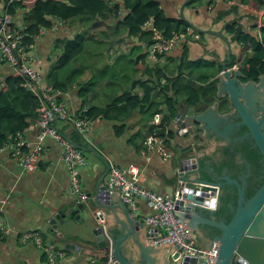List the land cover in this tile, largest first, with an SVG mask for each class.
Segmentation results:
<instances>
[{
    "label": "crops",
    "instance_id": "crops-1",
    "mask_svg": "<svg viewBox=\"0 0 264 264\" xmlns=\"http://www.w3.org/2000/svg\"><path fill=\"white\" fill-rule=\"evenodd\" d=\"M160 1L166 16L179 19L182 6L188 0ZM208 1L210 0L187 4L184 10L185 18L201 30L221 32L230 44H233L232 53L233 56H238L236 60L239 63L245 48L232 41V36L225 31V27L229 23L240 22L249 33H258L261 37L259 29L264 25V8L258 10L244 5L242 0H215L207 5ZM4 6V0H0V10ZM233 8L237 10L233 11ZM29 12V9L23 8L18 13L19 19H26ZM225 13L228 14L219 20ZM254 26L257 29H253ZM95 27L97 28L92 29ZM89 29H92V34L95 30L99 33L102 43L99 41L90 45L88 41L86 51L80 58L65 67L61 66L59 56L65 42L70 37L74 38L79 31ZM213 37L214 35L201 34V40L190 38L179 43L158 62L151 63L144 57L147 55L148 45L138 38H129L127 28L119 26L118 20L103 21L94 18L90 22L81 23L79 19H75L70 20L61 29L45 30L43 38L37 44L40 56L38 69L44 79V89H53L54 95L60 102L67 103L71 113L78 114L87 108L94 109L95 114H100L101 119L82 136L89 147H93L106 162L114 163V166L137 165L145 186L161 194L174 195L177 193L175 186L171 187L167 181H174L179 168L178 157L187 150H208V147L200 131L196 137L183 134L182 143H177L174 134L171 141L174 157L170 160L147 150L145 136L157 105L162 101L158 92L167 83L166 77L159 79L161 72L157 71V68L175 70V74H178V66L190 62L192 70L197 72V77L209 72L210 81L215 77L217 79L221 73L220 64L227 61V51L224 49L223 40H212ZM109 49L115 53L111 59L107 53ZM203 61L213 63L214 67L204 69L201 67ZM238 63L233 65L238 67L233 70H241ZM195 67L198 68L194 69ZM187 72H183L186 78ZM10 77H16L13 68L9 65L0 66V90ZM55 85L59 90L54 89ZM149 87H155L151 95L154 102L146 103L143 100ZM176 98L179 104L186 101L181 94L176 95ZM116 99L119 100L113 103ZM135 100L139 102H133ZM159 106L165 115L168 105ZM228 106L225 103L221 112H227ZM36 114L38 119L39 113ZM170 125L173 131V122ZM53 126L65 135L75 131L70 124L61 120L55 121ZM26 136L28 142L34 144L37 130L28 131ZM46 148L35 173L20 168L10 156L9 150L0 151V198L10 196L12 200L4 215L5 220L15 232L40 231L46 242L54 244L57 249L66 250L67 256L61 264H96L95 258L68 250L66 244L55 239V235L49 231L52 214L73 203L74 198L69 193L70 178L62 160L61 145L53 139H48ZM86 156L91 164L83 170L82 181L85 191L90 193L95 190L97 181L106 171V164L90 152ZM139 207L142 216L152 214L145 201L140 200ZM99 222L106 223V217L99 219ZM86 232L85 234L78 229H72L66 231V237L88 242L87 239L91 238V235L88 230ZM196 242L199 247L206 248V245H200V240ZM142 244L153 246L146 237H142ZM171 248L157 247L159 255L165 257H168ZM0 264H49V261L43 251L33 244L21 243L18 235L13 234L0 237Z\"/></svg>",
    "mask_w": 264,
    "mask_h": 264
},
{
    "label": "water",
    "instance_id": "water-1",
    "mask_svg": "<svg viewBox=\"0 0 264 264\" xmlns=\"http://www.w3.org/2000/svg\"><path fill=\"white\" fill-rule=\"evenodd\" d=\"M191 1L182 6L180 18L196 33L214 35L212 40H223L227 61L220 64L217 101L213 105H190L183 101L177 107L173 120L177 143H182L183 134L196 137L201 131L208 150L185 151L178 157L179 168L174 181L167 183L177 191L176 215L186 222L188 239L200 240V245H206V258L181 256L172 246L165 257L158 253L157 247L161 246L142 244V237L159 240L160 230L145 226L133 217L121 200V191L108 190L105 181L115 164L106 162L88 146L85 151L104 161L106 171L97 181L95 190L87 193V200L73 197V203L52 214L49 231L55 239L66 244L68 250L91 256L96 264H105L110 257L111 264H264V176L261 187L247 198L246 180L226 176L224 183H219L209 171L202 173L205 163L202 159L211 155L222 139L228 141L235 128L246 130L242 140H251V146L259 150L264 165V75L259 77L258 83L243 81V71L232 69L233 58L238 57L233 56V44L221 32L201 30L185 18V6ZM225 103L229 105L228 110L222 113ZM227 185L236 188L237 193L236 205L230 206L233 215L229 222L216 218L223 202V186ZM105 217L106 223H100L99 219ZM206 227L217 230L218 235L202 236ZM72 229L85 234L88 230L91 238L88 242L68 239L66 231Z\"/></svg>",
    "mask_w": 264,
    "mask_h": 264
},
{
    "label": "built area",
    "instance_id": "built-area-1",
    "mask_svg": "<svg viewBox=\"0 0 264 264\" xmlns=\"http://www.w3.org/2000/svg\"><path fill=\"white\" fill-rule=\"evenodd\" d=\"M26 1L9 0L0 10V66H11L16 77L23 80L22 87L39 99V117L23 131L11 134L0 151L9 150L10 156L20 168L26 172L35 173L39 169L42 155L47 150V140L53 139L63 149L62 160L70 178L69 193L79 201H85L88 194L83 188L82 172L90 166L91 162L84 151L58 131L53 123L57 120L65 121L75 131L85 136L101 119V116H90V109L87 108L82 109L78 114H73L67 103L57 99L53 89H44V79L38 69L40 56L37 44L43 38L46 29H41L37 35H30L28 31L30 24L27 18L23 20L18 17ZM107 1L111 5L118 0ZM11 5L17 6L15 13L9 10ZM65 24L64 20H55L54 30L61 29ZM143 30L153 33V42L147 47V58L151 63L158 62L181 42L190 38L201 40V34L195 33L192 28H188L186 32L175 31L170 38H167L163 35V31L154 26V18L146 22ZM28 38H32L33 41L29 42ZM237 68V66L233 67V69ZM5 88L6 85H3L1 90ZM149 126L144 141L147 150L162 156L165 160L172 159L174 150L171 146L172 139H170L171 125L165 124L164 115L158 112L154 114ZM30 130H37L34 144L27 140L26 135ZM167 141L170 142V147ZM105 184L110 191H121V200L128 206L133 217L143 222L145 226L160 230L159 240L152 238L149 240L152 245L172 246L176 252L185 257L206 258V248L199 247L196 240L188 239L186 222L176 215L177 193L161 194L145 186L141 180L140 169L135 164L128 167H112ZM140 200L147 203L152 214L146 216L140 214ZM11 202L10 196L0 198V235L8 237L16 234L21 243L33 244L43 251L47 255L49 264H61L67 256L66 250L57 249L54 244L46 242L40 231L15 232L6 222L4 215ZM106 264H111V257Z\"/></svg>",
    "mask_w": 264,
    "mask_h": 264
},
{
    "label": "trees",
    "instance_id": "trees-1",
    "mask_svg": "<svg viewBox=\"0 0 264 264\" xmlns=\"http://www.w3.org/2000/svg\"><path fill=\"white\" fill-rule=\"evenodd\" d=\"M8 1L4 0L5 3H8ZM197 1L203 2L204 0H193L190 3ZM214 1H208L207 5L212 4ZM108 3L107 0H27L24 3V8L30 11L27 14V20L30 24L28 31L30 35H37L43 28L53 31L55 20L67 21L79 19L81 23L82 21L90 22L94 18L103 21L118 20L119 26L122 25L127 28L129 38H138L145 44L150 45L153 42V33L144 31L143 26L151 18H154V26L158 30L163 31V35L167 38H170L175 31L186 32L190 28L188 23H185L181 18L176 19L166 16L160 0H118L111 5ZM242 4L257 8L258 10L264 8V0H242ZM16 9V5L9 7V10L14 13ZM236 10V8H233V11ZM227 14L221 15L219 20L223 19ZM253 29H257V27L254 26ZM225 31L232 36L233 42L245 48V53L240 57L241 61L239 63L235 57L233 58V65L238 63L245 74L243 80L259 81V77L264 75V25L259 29L261 37L258 33H249L240 22L227 24ZM98 37H100L99 33L95 30L94 34H92L91 29L79 31L74 38L70 37L65 42L59 56L62 63L61 66L65 67L80 58L86 51L88 41ZM28 41L32 42L33 40L32 38H28ZM107 53L110 59L115 56L114 51L111 49ZM144 57L146 58L147 55ZM201 67L208 70L214 67V64L203 61ZM192 68L190 62L180 64L177 69L178 74H175V70L157 68V71L161 72V75L159 74L158 76L159 79L162 77H166L167 79V83L160 88L158 93L162 97L159 105L167 104L168 112L164 115L159 105H157L155 111L164 115V123L167 125L173 122L177 113L176 110L179 102L176 95L178 94H181L183 99L190 105H197L202 102L212 105L217 101L219 78L216 79L215 77L210 81L211 75L209 72L197 77V72L192 70ZM197 68L195 67L194 69ZM186 71L189 72H187L188 78L183 76V72ZM22 83L23 80L20 77H10L6 81L7 89L0 90V149L7 142L11 134L23 131L36 122V113H38L40 101L31 92L23 88ZM58 88L56 85L54 86L56 91L59 90ZM154 90L155 87L147 88L143 101H146V103L154 102L151 98ZM118 100L116 99L113 103ZM133 102L138 103L139 100ZM135 107H138L137 104H135ZM89 115L92 117L100 116V114H95L94 109L89 110ZM174 134L173 131L170 132V139H173ZM65 137L81 148L85 155H87L88 152H85V148L88 147V144L81 134L74 131L73 134L65 135ZM169 141H167V145L169 144L168 146L170 147ZM247 147L252 148L250 144ZM261 159L262 156L258 149L251 150L249 160L252 164L257 163L256 165L259 170L257 175H260V170L263 168V163L260 162ZM218 172L221 171L218 170ZM235 177L238 178L237 175ZM262 183L263 180L255 189L249 188L247 198H250L261 187ZM229 190V196L223 198L221 209L217 213L219 215L218 218H220V215H225L228 222L233 215L229 203L236 205L237 202L236 188L232 187ZM212 231L218 233L217 230L212 229Z\"/></svg>",
    "mask_w": 264,
    "mask_h": 264
},
{
    "label": "flooded vegetation",
    "instance_id": "flooded-vegetation-1",
    "mask_svg": "<svg viewBox=\"0 0 264 264\" xmlns=\"http://www.w3.org/2000/svg\"><path fill=\"white\" fill-rule=\"evenodd\" d=\"M245 83L247 82H255L258 81L253 80H243ZM242 99V98H241ZM234 112V110H233ZM246 134L245 129L235 128L232 130L230 139L228 141L222 139L219 143H217L213 150L211 151V155H207L204 160L206 163L202 167V173L204 171H209L211 175L219 182L224 183L223 178L229 176L234 179L246 180L247 191L249 188L255 189L259 186V183L263 180L264 176V165L260 170V175H257L259 172L257 168V163L252 164L249 160L251 156V150H256V148L250 149L247 147L248 144L251 145V140H242V137ZM187 154H189L187 152ZM262 162V160H260ZM220 170L221 172H218ZM238 176L236 178L235 176ZM203 177L204 174H203ZM222 196L223 198H227L230 194L229 188L231 186H223ZM229 206L231 204L229 203ZM218 214H216L217 219L226 220L225 215H220L218 218ZM203 235L206 238L213 237L218 235V233H214L211 228H203Z\"/></svg>",
    "mask_w": 264,
    "mask_h": 264
},
{
    "label": "rangeland",
    "instance_id": "rangeland-1",
    "mask_svg": "<svg viewBox=\"0 0 264 264\" xmlns=\"http://www.w3.org/2000/svg\"><path fill=\"white\" fill-rule=\"evenodd\" d=\"M70 20H67L66 22L68 23ZM92 30V29H91ZM101 42V40H100V38L98 37V38H93V39H91V40H89V44L91 45L92 43L94 44V43H96V42ZM102 43V42H101ZM104 43V42H103ZM245 52V50H243V53ZM242 55L243 54H241L240 55V57H242ZM116 78V77H115ZM116 79H119V78H116Z\"/></svg>",
    "mask_w": 264,
    "mask_h": 264
},
{
    "label": "clouds",
    "instance_id": "clouds-1",
    "mask_svg": "<svg viewBox=\"0 0 264 264\" xmlns=\"http://www.w3.org/2000/svg\"><path fill=\"white\" fill-rule=\"evenodd\" d=\"M191 28V27H190ZM195 32V31H194ZM196 33V32H195ZM233 69V68H232ZM86 152V151H85Z\"/></svg>",
    "mask_w": 264,
    "mask_h": 264
}]
</instances>
